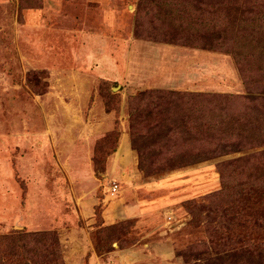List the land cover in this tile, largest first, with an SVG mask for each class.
Instances as JSON below:
<instances>
[{"label":"rangeland","instance_id":"374dc122","mask_svg":"<svg viewBox=\"0 0 264 264\" xmlns=\"http://www.w3.org/2000/svg\"><path fill=\"white\" fill-rule=\"evenodd\" d=\"M261 17L264 0H0V256L264 264ZM196 94L222 97L218 120Z\"/></svg>","mask_w":264,"mask_h":264},{"label":"trees","instance_id":"16d2710c","mask_svg":"<svg viewBox=\"0 0 264 264\" xmlns=\"http://www.w3.org/2000/svg\"><path fill=\"white\" fill-rule=\"evenodd\" d=\"M177 3H179V2H177ZM262 21H264V17H261L260 19H256L255 18V22L254 23H252L253 25H255L254 26V28H256L257 30H259V29H261L262 27H263V25L262 24H264V23H260V22H262ZM251 25V24H250ZM256 32H259V31H256ZM264 55V54H263ZM195 99H193L192 100V102L191 103H194L195 101H196V103L197 104H199V105H208V107L210 108V109H208V112H207V114H211V115H207V120L209 121V123H211V122H213V121H215V120H218L217 118H218V115L216 114H212V113H214L216 110H217V107H218V102L217 101H219V100H221V98L222 97H220V99L218 98L217 100H215V98H217V96L216 95H214V96H212V95H208V94H196L195 95V97H194ZM208 98H210V100H212L210 103H209V101H208ZM213 98V99H212ZM229 98V97H228ZM217 102V104L216 105H214L215 103ZM228 102H229V104H232L231 103V101L228 99ZM188 104V103H187ZM210 104V105H209ZM231 106V105H230ZM202 114H203V112H202ZM195 117H198V113H195V114H190L189 115V118H191V119H193V118H195ZM262 119V118H261ZM208 123V124H209ZM219 123V122H218ZM220 125H221V122L219 123ZM216 125L217 124H215V128H214V130H213V132L212 133H209V132H204L203 134H205V133H207V136L208 135H210V134H214V135H217L219 132L217 131V127H216ZM233 124H231V123H229L228 124V126H229V129H231V130H233V126H232ZM261 128L262 129H264V121L261 123ZM193 126H194V124H193ZM195 126H200V123H196L195 124ZM206 126H207V129H211V131H212V127L210 126V125H207L206 124ZM232 126V127H231ZM231 127V128H230ZM200 132H203V131H201V129H200ZM227 130H226V132H225V134H226V136H227ZM224 134V135H225ZM193 135V134H192ZM195 135V134H194ZM229 136V135H228ZM195 148V147H194ZM227 149H228V147H226ZM230 150V149H229ZM201 152L199 151V150H194L192 153H191V156L192 157H181L180 159H179V162H181L183 165H191V164H193V163H195L197 160H195V159H198V157H200L199 156V154H200ZM261 194H262V192H261ZM20 233L21 232H15V234H12V235H9V237H3L2 239H3V241L2 242H4L3 244H1V246H5V245H10L9 243H10V241H12L13 240V243L15 242V243H17V242H26L27 240H29L30 239V236H26V235H20ZM13 237V238H12ZM32 237H34V236H31V238ZM25 244V243H24ZM15 247H17V246H15ZM35 252V251H34ZM34 256H28L27 254H25V253H22V252H19V251H16V250H13L12 248H11V250L8 252V254H7V256L4 258V257H1L0 256V264H4V263H2L1 261H2V259H4V260H7V262H9V264H41V262L40 261H37V260H35V261H33L34 259ZM26 261V262H25Z\"/></svg>","mask_w":264,"mask_h":264},{"label":"built area","instance_id":"2783aa9c","mask_svg":"<svg viewBox=\"0 0 264 264\" xmlns=\"http://www.w3.org/2000/svg\"><path fill=\"white\" fill-rule=\"evenodd\" d=\"M111 190H112L113 193L116 192L117 186H114Z\"/></svg>","mask_w":264,"mask_h":264}]
</instances>
